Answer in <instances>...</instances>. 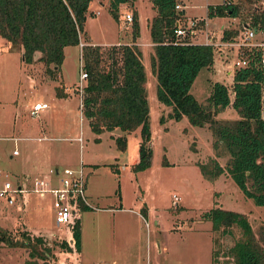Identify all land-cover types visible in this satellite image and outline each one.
I'll return each mask as SVG.
<instances>
[{
    "label": "rangeland",
    "instance_id": "1",
    "mask_svg": "<svg viewBox=\"0 0 264 264\" xmlns=\"http://www.w3.org/2000/svg\"><path fill=\"white\" fill-rule=\"evenodd\" d=\"M98 1L90 0L88 8L98 9L99 13L88 15L85 20L93 40L129 39L131 22L123 26L121 17L125 12L132 13L133 4H120L115 19L107 5ZM215 1L220 0H181L186 15L201 17L206 23L204 26L202 20L198 21L192 40L200 42L208 30L211 41L218 42L223 29L251 16L253 0H233L238 5L234 20L232 15L207 16L206 4ZM134 2L138 39L143 42L140 50L151 148L148 164L136 170L131 166L138 159L139 126L124 134V148L119 149L114 139L122 134L120 129L94 132L81 114L82 92L74 87L82 61L75 45L65 47L60 75L52 77L37 59L23 63L19 50L15 46L7 49L0 38V128H4L0 130V185L4 180L12 184L21 181L27 189L34 175L49 178L47 167L52 164H80L86 179L89 205L78 212L79 251H61L58 247L61 240L70 239V231L67 224L55 223L50 194L39 196L26 191L21 209L0 199V228L11 232L15 228L25 230L23 222L50 249L46 258L36 259L37 264H231V258L224 253L240 236L238 227L233 225L230 233L212 229L201 213L213 205L243 212L256 236L264 225V205H256L245 197L226 171L211 181L202 176L198 163L213 157L223 166L227 158V154L215 156L207 124L192 125L185 117L168 118L170 107L157 100L146 28L153 9L148 0ZM111 45H99L103 59ZM211 45L212 64L198 70L189 88L199 102L205 101L213 80L222 81L229 88L231 84L228 68L235 59L234 50L221 44ZM62 89L67 94L59 99L56 90ZM35 101L47 104L37 116L30 114ZM215 116L236 118L237 113L227 105ZM38 123L46 127L45 135L52 137H30L41 134ZM7 126H12L16 138L1 137L6 135ZM12 149L18 154L11 155ZM39 168L44 173L36 172ZM22 172H28L30 177L23 180L19 175ZM172 194L177 196L176 201ZM26 259L29 257L25 248L0 241V264H22Z\"/></svg>",
    "mask_w": 264,
    "mask_h": 264
},
{
    "label": "trees",
    "instance_id": "2",
    "mask_svg": "<svg viewBox=\"0 0 264 264\" xmlns=\"http://www.w3.org/2000/svg\"><path fill=\"white\" fill-rule=\"evenodd\" d=\"M89 1L0 0V37L9 48L15 46L19 50L23 63L37 59L54 77L59 73L63 47L77 44L79 35L86 38L84 22ZM149 1L155 11L149 19L148 33L157 100L170 107L168 118L185 117L190 124L198 126L206 123L215 156L227 154L223 166L213 157L198 163L205 179L214 180L226 171L245 197L256 205H264V67L257 61L258 56H251L249 65L234 68L230 88L222 81L213 80L205 101H197L189 88L198 70L212 64L213 47L193 42L187 34L175 36L174 22L183 15L181 9L175 8L176 0ZM120 3L132 6L133 0H108L107 9L115 19ZM212 8L206 6L207 16L238 13L235 3H220ZM251 23L264 27V11L252 13ZM130 25L131 39L117 46L112 44L104 59L98 44L81 46V67L86 78L80 109L94 132L113 128L122 131L114 139L119 149L124 148V134L139 126L138 159L131 166L136 170L148 164L151 148L145 72L141 50L135 43L139 27L134 9ZM235 33V28L223 29L221 38H231ZM61 93L62 90H56L57 96ZM227 105L236 111L237 117H216ZM87 207L81 204V209ZM201 216L210 221L212 229L223 233H230L233 225L238 227L240 236L224 253L231 258V264H264V225L256 236L245 213L218 205L204 210ZM69 230L72 248L66 239L58 247L61 251H79L78 218ZM0 241L25 248L29 259L23 264H37V258L44 259L50 252L43 246L40 235H30L20 228L12 232L0 228Z\"/></svg>",
    "mask_w": 264,
    "mask_h": 264
},
{
    "label": "built area",
    "instance_id": "3",
    "mask_svg": "<svg viewBox=\"0 0 264 264\" xmlns=\"http://www.w3.org/2000/svg\"><path fill=\"white\" fill-rule=\"evenodd\" d=\"M181 0H176L175 8L182 10V16L176 18L173 28V32L176 37L187 34L189 39L192 40L195 32L197 31L196 26L199 20H202L204 26L206 25L205 20L197 16L186 15L184 9L182 8ZM228 4L234 3L233 0H220L215 2H208L214 10V6L217 4ZM264 11V0H253L252 1V13ZM227 16H230L227 14ZM233 20L236 19L235 15L231 17ZM238 18V17H237ZM132 13L125 12L121 20L123 26H127L128 22H131ZM227 29H236L235 35L231 38L222 39L220 36V41L212 42L211 35L209 36L208 30L203 32L202 40L200 43L204 44H214V45H224L230 49L234 50L235 59L232 61L228 68L230 76L234 68L244 67L249 65L251 61V56H258V62L261 67H264V27L260 26L258 23H251V16L247 20H237L232 26H227ZM225 28V29H226ZM222 35V31H221ZM79 42V41H78ZM83 42H79V48L83 45ZM81 67V62H79ZM86 77L85 70L80 68L77 80V86L79 92H82L83 82ZM47 104L44 101H35L30 109V114L37 115L38 111ZM81 106V99H79V107ZM78 139H80L78 137ZM17 150H12V153H16ZM49 178H44L39 175H34L30 178V187L25 188L21 183L12 184L8 180H4L0 186V199L5 200L7 204H14L17 208H21L24 202L23 194L26 191L35 192L38 195H44L48 193L52 196V209L54 212V220L56 224H67L70 228L72 222L75 218H78V212L81 209V204L89 205L85 196V174L83 172L82 165H77L75 167L71 166H61V167H51L48 169ZM27 177V176H26ZM25 177V179H26ZM18 196L20 199L18 200ZM173 201L177 200V196L172 194ZM70 231V230H69ZM67 244L72 248L73 239L67 240Z\"/></svg>",
    "mask_w": 264,
    "mask_h": 264
},
{
    "label": "crops",
    "instance_id": "4",
    "mask_svg": "<svg viewBox=\"0 0 264 264\" xmlns=\"http://www.w3.org/2000/svg\"><path fill=\"white\" fill-rule=\"evenodd\" d=\"M135 0H133V8L134 9H136V6H135V2H134ZM149 1V0H148ZM90 2V1H89ZM100 4H102V2H104L105 3V5H108V0H99L98 1ZM150 2V1H149ZM120 4H122V3H120ZM119 4V5H120ZM150 6H151V3H150ZM152 7V6H151ZM153 9V13L151 14V16L154 14V8H152ZM88 11H89V13H87L86 14V17L88 16V15H93V14H98L99 13V11H98V9H96V10H92V9H89L88 8ZM150 16V17H151ZM86 17H85V20H86ZM150 17H149V19H150ZM149 19H148V22L146 23V28H147V30H148V23H149ZM86 22V21H85ZM85 22H84V33H85V35H86V38H83L82 37V35L80 36L79 35V42H83L84 44H90V45H93V44H98V45H106V44H117V43H121V42H127V41H129L130 39H131V37H129V39H126L125 41H118V39H116L114 42L112 41V42H98V41H94L93 40V36H92V34H91V32L87 29V27L85 26ZM1 38V37H0ZM139 34L135 37V43L139 46V48H141V45H143V42H141L139 39ZM1 42L2 43H4L3 42V40H1ZM79 42L77 43V44H74L77 48H78V51H81V48H79ZM147 43H150L151 44V41H150V38L148 39V42ZM5 44V43H4ZM6 45V48L8 49L9 48V46L7 45V44H5ZM67 45H65L64 47H63V53H64V49H65V47H66ZM59 75H60V73H59ZM74 89H76V87H74ZM64 92V93H63ZM67 94V91L65 90V89H62V93H61V95H59V99L61 98V97H63L64 95H66ZM147 99V98H146ZM58 108V107H57ZM80 108V107H79ZM60 109V108H59ZM39 112V111H38ZM32 115V114H31ZM38 115V114H37ZM37 115H33V116H37ZM9 126L11 125V123H9L8 124ZM38 125H39V132H41V134L40 135H38V133L37 134H35V135H31L30 137H34V138H36V139H42V138H48V137H52V136H47V135H45V131H46V127L45 126H43V124L42 123H38ZM9 126H7V127H5L7 130H5L4 132H6V135H1V137H8L9 139L10 138H12V139H14V138H16L17 137V135H15L14 134V131H13V128H12V126H11V128L10 129H8V127ZM0 130L2 131V130H4V128H0ZM3 134V133H2ZM29 137V136H28ZM77 139H78V136H77ZM12 150H14V149H12ZM16 154H18V152H16V153H12V151H11V155H16ZM10 156V155H9ZM51 167H58V166H56V165H50ZM50 166H48L47 168L49 169V168H51ZM114 168H116L117 169V172L119 171L118 170V168L117 167H114ZM47 169V170H48ZM37 171L36 172H42V173H44L43 171H41L42 169H36ZM45 171V170H44ZM22 175V179L23 180H25V177L27 176V177H30V175L28 174V172H22V173H19V175ZM18 175V174H17ZM17 175H15V176H17ZM19 175H18V177H19ZM16 183H21V181H16ZM22 184V183H21ZM1 186V185H0ZM118 186V185H117ZM85 191H86V179H85ZM46 194V193H45ZM87 195V194H86ZM39 196H43V195H39ZM20 199V197L18 196V200ZM23 199H24V197H23ZM24 202H25V199H24ZM24 202H23V204H24ZM22 204V205H23ZM109 207H111V206H109ZM119 208H121V205H119ZM17 209H21V208H17ZM21 219V218H20ZM21 222H22V220H21ZM22 225L24 226L23 228L25 229V230H27L28 231V233L30 234V235H32V233H33V231L32 230H29V228H27L26 227V225H25V223H23L22 222ZM22 264H23V262H22Z\"/></svg>",
    "mask_w": 264,
    "mask_h": 264
}]
</instances>
